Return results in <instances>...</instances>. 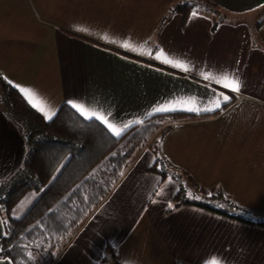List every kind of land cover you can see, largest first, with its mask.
Segmentation results:
<instances>
[{
  "label": "crops",
  "instance_id": "obj_1",
  "mask_svg": "<svg viewBox=\"0 0 264 264\" xmlns=\"http://www.w3.org/2000/svg\"><path fill=\"white\" fill-rule=\"evenodd\" d=\"M203 1L228 15L215 30L218 17L198 12L161 25L174 0H0V73L32 90L46 119L76 104L122 134L158 113L195 115L163 136L158 153L138 154L52 264H264V224L176 206L178 179L150 170L159 155L193 185L189 199L222 191L264 222V0ZM224 74L239 91L204 78ZM26 151L0 108V181ZM4 231L0 214V264H13L1 255Z\"/></svg>",
  "mask_w": 264,
  "mask_h": 264
},
{
  "label": "trees",
  "instance_id": "obj_2",
  "mask_svg": "<svg viewBox=\"0 0 264 264\" xmlns=\"http://www.w3.org/2000/svg\"><path fill=\"white\" fill-rule=\"evenodd\" d=\"M192 12L218 17L213 20V30L225 17L203 0L182 3L174 0L161 25L174 14H181L186 21ZM0 108L6 120L22 135L27 147L22 166L10 178L0 181V196L5 194V198H0L5 229L1 255L13 264H52L56 261L138 154L147 145L158 153L161 138L176 123L195 116L179 111L158 113L117 136L100 120L86 119L67 103L52 118L46 119L1 73ZM157 132L160 139H156L155 144L153 137ZM150 170L164 178L170 174L178 179L180 190L174 198L176 206L191 203L239 220L264 224L222 191L212 197L189 199L188 184L181 179V174L166 167L159 155ZM45 187L23 216H10L26 192ZM215 200H222L224 206L217 207Z\"/></svg>",
  "mask_w": 264,
  "mask_h": 264
},
{
  "label": "snow or ice",
  "instance_id": "obj_3",
  "mask_svg": "<svg viewBox=\"0 0 264 264\" xmlns=\"http://www.w3.org/2000/svg\"><path fill=\"white\" fill-rule=\"evenodd\" d=\"M192 15L195 16L196 13L194 12ZM123 46H124L125 48H128V47H129V45H128L127 43H125ZM166 62H167L168 64H173V61H172V60H167ZM175 66H176V67H179V68H181V69H185V70H187V69H186V66H185L182 62L177 61V62L175 63ZM204 78L207 79V80H210V82H214V83H217V84H222L223 87H225V88L231 87V89H232L233 91H239V88H240V82H239V79H238V78L231 79V77H230L228 74H224V76H223L222 79H215V80H213V79H212L211 77H209V76H205ZM225 81H230V83L225 82ZM19 90H20V92L25 96V98H27V99L29 100V102L31 103V102H32V96L34 95V93H32V90H30V89H26V88H20ZM222 99H223V101L226 102V101L229 100V97H228L227 95H224V96L222 97ZM69 103H72V102L69 101ZM33 106H34V107H37L36 104H33ZM72 106H73L74 108H78V109L81 111V113L85 116L86 119H92L93 117H95L96 119H98V120H102L104 123H106L107 126H108V128L111 129L112 132H113L115 135L119 136V135L121 134V129H118V128L115 127L112 123H108V121H107V119H105V117H103V116H98L95 112H93L91 115H89V114L86 113L82 108H79L78 105H76V104H72ZM220 107H221L220 103H216L215 108H207V107H205V108L201 109V108L197 107V108H188V109H184V110H188V111H197V112H199V111H215L216 109H218V108H220ZM39 110L42 111V112L45 111L44 108H42V107L39 108ZM169 110H175V109H169V108H166V107H157V108H155V111H157V112H164V111H169ZM45 114L47 115V113H45ZM110 115H111V114L109 113V116H110ZM49 118H51V117L49 116ZM137 122H139V121H137ZM128 126H129V125H123V128H126V127H128ZM189 195L191 196L192 194L189 193ZM195 198H196V199H199V197H195ZM210 264H220V262H219L216 258H213L212 261L210 262Z\"/></svg>",
  "mask_w": 264,
  "mask_h": 264
},
{
  "label": "rangeland",
  "instance_id": "obj_4",
  "mask_svg": "<svg viewBox=\"0 0 264 264\" xmlns=\"http://www.w3.org/2000/svg\"><path fill=\"white\" fill-rule=\"evenodd\" d=\"M178 0H176V2H177ZM186 0H179V2H185ZM225 16H228V15H226V14H224ZM182 122H184V121H181V122H178V123H176V124H180V123H182ZM153 141H151L150 143H155L156 144V142H155V140L156 139H160V136H159V133L157 132V133H155L154 134V137H153ZM162 139V138H161ZM145 148H149L148 147V145L145 147ZM144 148V149H145ZM150 150H152L151 148H149ZM153 151V150H152ZM149 155L150 154H146L143 158H142V160H141V163H144L147 159H148V157H149ZM187 184H188V187L189 188H193V185L188 181H185ZM46 189V187L45 188H43V189H41L40 191H35V190H30V191H28V192H26L25 193V195L22 197V199L17 203V205L16 206H14L13 207V209L11 210V212H10V216L11 217H14V218H20L21 216H23L28 210H29V208H31V206L34 204V202L38 199V197L44 192V190ZM1 194H3V192L1 193ZM188 196V195H187ZM0 198H5V194H4V196L3 197H1L0 196ZM111 264H113L112 262H111Z\"/></svg>",
  "mask_w": 264,
  "mask_h": 264
}]
</instances>
